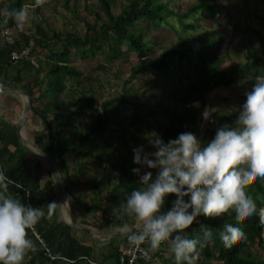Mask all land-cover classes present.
<instances>
[{"label":"trees","instance_id":"trees-1","mask_svg":"<svg viewBox=\"0 0 264 264\" xmlns=\"http://www.w3.org/2000/svg\"><path fill=\"white\" fill-rule=\"evenodd\" d=\"M35 3L36 12H40L41 0H4L8 11ZM82 9L92 18L87 20L78 15L77 7L72 9L73 15L84 26L83 35L75 31L61 33L56 31L48 22L34 24V32L29 34L17 33L16 42L8 45L0 40V86L11 89H21L30 97V113L43 124L45 136L35 140L45 153L57 165L65 182L66 190L71 198V209L80 213H99L100 223L110 229L122 221L112 215V207L119 205L124 199L125 192H131L139 186L138 176L132 172L138 167L129 162L132 144L137 134L142 139L146 132L155 130L165 141L175 138L179 133L192 131L196 135L202 124L206 105V93L220 86H228L249 80L264 68V34L257 28L248 26L241 28L237 24H228L236 34L246 35L257 42L260 54L247 48L244 54L245 62L233 67L231 58L221 55L216 49L224 37H197L194 42L182 38L177 48L163 50L155 57L145 39L147 26L157 28L168 25L166 17H175L180 28L185 31L194 30L193 25L185 21L191 13L198 11L204 19L215 25L220 24L218 14L220 6L212 0H200L185 13L178 14L169 8L162 0H128L126 6L118 14L113 12L115 0H94L97 10L90 9L88 0H80ZM264 5V0H260ZM2 5V4H0ZM62 5L68 8V0ZM5 15L0 8V31L4 28H15V20L8 19L3 23ZM264 20V18H263ZM18 41H24L29 48V57L12 61L11 53L18 50ZM124 45V46H123ZM125 47V48H123ZM45 53L42 59L40 53ZM76 52L85 59L102 52L110 64L124 55H135L136 62L131 66L124 85L132 83L139 76L146 79L153 74L168 71L176 62L185 60L191 68L192 77L185 78L186 85L182 94L176 100L177 107L171 105L162 107L159 113L141 105L134 104L132 121L129 124L134 132L128 135V127L121 123L119 116L109 111V107L117 102L107 98L95 103L91 99V89L84 87L88 79L83 73L72 66L70 56ZM234 52H237L234 49ZM176 58V60H175ZM37 67H35V65ZM102 69H109L102 64ZM254 81V80H251ZM69 85L68 101L62 96ZM12 99V97H9ZM224 100H226L224 98ZM199 101L200 106L194 107L193 102ZM213 108V105L212 107ZM84 110L89 112V120L85 124L74 125V121L83 116ZM238 115L228 111L215 110L209 118L204 135V142L214 138L216 130L225 124H235ZM145 118V119H144ZM165 120V123L162 122ZM116 125V129L113 126ZM73 128L70 131V128ZM16 123L0 121V161L2 170L14 182L21 184L28 191V200L23 193L17 196L24 202L44 208V216L34 229L28 230L29 237L35 242V250L26 254L23 264H116L123 249L129 245L126 235L118 233L115 241H107L97 245L89 239H80L75 230L63 224L49 212L47 205L55 201L53 175L48 169V181L42 187L38 169L42 164L34 163L28 157L29 149L22 145L16 133ZM100 142L101 147L98 146ZM121 142L125 147L123 154L119 153L114 144ZM98 151L101 155L94 154ZM93 159L100 164H106L112 171L117 172V178L106 185L102 179H88L85 183L72 181V172L80 170L84 159ZM74 167V168H72ZM155 173V170H153ZM53 178V179H52ZM264 177H257L247 185L248 191L256 200L258 206L264 207ZM55 181V180H54ZM57 185V184H56ZM58 186V185H57ZM78 187L90 188L93 194L89 203H82L85 194L76 193ZM59 191L61 192L59 186ZM11 194L16 188L9 186ZM21 192V191H20ZM174 195L165 201V208L171 207ZM234 212L226 213L220 218V225L214 218L199 217V220L213 227L216 231L224 220L234 221ZM246 233V239L233 242L231 247H225L218 235L214 243L208 244L201 250L202 264H264V225L260 223L259 215H254L238 221ZM34 230L44 240L55 260L44 254ZM189 234L199 231V224L194 223L186 230ZM84 235H90L84 233ZM165 242L156 251H150L152 258H158L163 264H177L174 256H165ZM147 247V245H143ZM165 256V257H164Z\"/></svg>","mask_w":264,"mask_h":264},{"label":"clouds","instance_id":"clouds-1","mask_svg":"<svg viewBox=\"0 0 264 264\" xmlns=\"http://www.w3.org/2000/svg\"><path fill=\"white\" fill-rule=\"evenodd\" d=\"M28 10L20 7L5 14L23 30ZM235 124H225L216 130L214 138L204 142L192 131H184L168 141L155 130L145 133V144L133 148L134 167L139 186L125 192L112 215L122 223L115 231L125 234L134 247L156 251L168 242L177 264H196L201 250L214 243L217 235L225 247L246 239L238 222L259 215L264 225V207L258 206L247 189L250 181L264 177V68L255 76ZM194 107L200 102L194 101ZM215 109L205 108L209 119ZM152 150H148V149ZM155 170V174L153 172ZM10 177L0 170V264H23L26 254L35 250L28 230L39 223L44 208L24 202L9 191ZM174 195L171 207L165 201ZM59 205H47L49 212ZM234 212V221L224 220L213 227L199 217L220 218ZM194 223L199 231L186 230Z\"/></svg>","mask_w":264,"mask_h":264},{"label":"rangeland","instance_id":"rangeland-1","mask_svg":"<svg viewBox=\"0 0 264 264\" xmlns=\"http://www.w3.org/2000/svg\"><path fill=\"white\" fill-rule=\"evenodd\" d=\"M4 0H0V8L2 14L5 15L8 11L6 3ZM65 0H41L39 1L40 12H36L35 3L38 5V1L32 2L29 5L24 6L28 10V20L23 28L20 30L16 26L12 29L13 34L18 37L17 33H26L29 34L34 32V24L38 22H48L50 23L56 31L61 33H66L68 31H75L79 35H83L84 26L82 22L77 19L72 9L77 7L78 15L87 20H91L92 16L82 9L80 0H68V8L65 9L62 3ZM164 3L169 4V8L178 14L185 13L188 9L193 7L200 0H162ZM215 4L220 6V12L218 14L220 24L215 25L211 23L208 19H204L202 14L198 11L191 13V17L184 19L189 21L193 25L194 30L185 31L180 28V25L177 23L175 17H166L168 25H160L157 28L147 26V31L145 33V39L149 42V49L151 53L158 57L160 53L165 49L177 48L181 43V39L185 38L188 42H194L196 38L211 37V38H220L224 37L221 41V44L216 49L221 55H227L231 58V64L233 67L241 66L245 62L244 54L246 49L249 48L256 53H261L258 43L254 41L249 36L238 35L235 30L228 24H237L242 29L248 26L259 29L264 34V5L260 0H212ZM128 0H115L113 4L114 14L120 13V11L126 6ZM88 5L90 9L97 10L94 0H88ZM46 24V23H45ZM0 40L2 38L0 37ZM124 46V45H123ZM125 48V47H123ZM234 49L237 52H234ZM40 57L44 59L45 53L41 52ZM264 58V56H263ZM71 64L77 70L81 71L88 79L87 84L84 86L91 89V99L95 102H101L107 98L116 99L117 102L113 103L109 107V111L116 113L121 119V123L128 127V135L134 132V129L130 127L132 121V112L134 111V104L141 105L143 108H149L156 113L160 112L162 107H167L171 105L173 108L177 107L176 100L182 94L184 90V85H186L185 78L187 76L192 77L190 65L185 60H182L180 63H175L168 71L162 72L160 74H153L147 79L144 76H139L132 83L124 85L125 79L128 77V73L131 69V66L136 62L135 55H124L121 59H116L110 64L108 63L107 57L102 52L96 53L94 56L86 57L81 59L76 52H72L70 56ZM176 60V58H175ZM102 64L108 65L109 69L104 70L100 66ZM241 83V82H240ZM254 81H247L242 84L233 83L228 86H236L237 88L228 89V88H218L216 89L210 97L211 107L219 111H228L235 115H239V110L241 109L243 103L246 100V91L250 90ZM7 88V87H4ZM11 89V88H9ZM69 85H67V91L62 96L63 100L68 101L69 95ZM20 104H16L15 110L11 112L14 116L21 117L24 107V97L17 96ZM16 98V99H17ZM224 98L226 100H224ZM206 106V105H205ZM205 110V109H204ZM36 117L30 112L28 113L27 119L23 125L25 129L32 125V118ZM204 116L202 117V119ZM19 119V118H18ZM145 119V118H144ZM89 120V112L84 110L83 116L74 121V125L85 124ZM41 122V121H40ZM162 122L165 123V120L162 119ZM43 127V124L41 122ZM201 127V126H200ZM116 129V125L113 126ZM70 131L73 130L71 127ZM28 134V133H27ZM29 135H32L30 132ZM45 134L43 131L41 133H35L29 139L30 141L38 140L43 138ZM26 137V136H25ZM35 138V139H34ZM28 139V138H27ZM140 144H145L147 147V141L140 139L136 134L132 144L133 148L137 147ZM98 146L101 147L100 142ZM114 147L118 150L119 153L123 154L125 152V147L121 142L114 144ZM152 150V149H148ZM94 154L101 155L98 151H94ZM28 157L31 162L34 163L32 169L36 170V163L42 164L41 169H38V174L41 177L42 187L44 183L48 181V165L32 150L29 149ZM129 162L134 161V153L129 155ZM36 168V169H35ZM74 168V167H72ZM155 174V173H154ZM117 172L112 171L108 165L105 163L100 164L98 161L87 158L82 161L80 170L73 171L70 178L72 181H79L81 184L85 183L88 179H93L98 181L102 179L103 182L108 185L112 183L117 178ZM54 178V177H53ZM52 178V179H53ZM53 179L54 191H55V202L58 203L61 192L58 189V184L56 180ZM264 183V179H263ZM57 184V185H56ZM90 188L78 187L74 190L76 193L85 194L86 197H82V203H89L92 200L93 194H91ZM67 201V200H65ZM63 201L61 204V213L63 211L64 216L67 218L69 216V211L73 215L74 220L80 225L92 229L93 231H101L110 229L107 226H104L100 223V214L91 212V213H80L77 209H71V198L68 197V206L66 202ZM69 207V208H68ZM51 214L55 216L58 220L60 219L59 214L57 213V208L51 210ZM221 218V217H220ZM220 218H214L216 223L220 225ZM80 239H89L97 245L106 243L107 241H115L118 238L117 234H91L84 235L80 231L74 233ZM124 236V234H122ZM165 256L170 258L174 256L170 251V244H166ZM164 256V257H165ZM202 255L198 257L196 264H202L203 262ZM149 264H163L162 260L158 258H152Z\"/></svg>","mask_w":264,"mask_h":264},{"label":"water","instance_id":"water-1","mask_svg":"<svg viewBox=\"0 0 264 264\" xmlns=\"http://www.w3.org/2000/svg\"><path fill=\"white\" fill-rule=\"evenodd\" d=\"M247 81H251V80H244V81H242L241 83H238V84L240 85V84L245 83ZM239 85H236L235 87L234 86L233 87L232 86H220V87H217L215 89H212V90L208 91L206 93V106H205V108L206 107L207 108H211L209 95H211V93H213L216 89H218V88H228V89L230 88V89H233V88H237ZM0 93H5V94H8V95H12L14 97H17V96L24 97L23 112H22L21 117H19V120L16 122L17 137H18L19 141L22 143V145H24L28 149L32 150L33 152H35L46 163V165H48V168L50 169L54 179L56 180V183L58 184V186H59V188L61 190V197H60V199H59V201L57 203L59 205L57 207V213L59 214V217H60L59 221H61L65 225L69 226L73 230L84 232V233H91V234H118L119 232H116L114 229L93 231L92 229L84 227V226L80 225L79 223H77L74 220L73 215L70 213V211H69V216L67 218H63L62 217V215L60 214L61 204H62V202L64 200H67L65 202H66V206H68V197H69V194H68V192L66 190V187H65L64 179H63V177H62L57 165L52 160V158L47 153H45L37 144H35L34 141H30L29 139H27L24 136L23 132H22L23 125H24V123H25V121L27 119L28 113L30 112V104H31L30 97L25 91H23L21 89H9V88L0 87ZM208 122H209V119L203 118L201 127L199 129L198 134H197L198 138H200L201 141L204 140V135H205V132H206V129H207V126H208Z\"/></svg>","mask_w":264,"mask_h":264},{"label":"built area","instance_id":"built-area-1","mask_svg":"<svg viewBox=\"0 0 264 264\" xmlns=\"http://www.w3.org/2000/svg\"><path fill=\"white\" fill-rule=\"evenodd\" d=\"M0 37L4 40L8 45H13L16 42L13 31L11 28H4L0 31ZM29 48L24 43V41H18V50H15L11 53L12 61L16 62L21 59H27L29 57ZM37 67L36 64H34ZM0 170H2V164L0 161ZM13 181V180H11ZM16 188L17 192H15V196H18L19 193H23L26 196V201L28 200V191L21 185L16 182H12L9 184ZM21 191V192H20ZM34 227L31 229L33 230ZM35 237L39 240L41 247L44 249V254L51 260H55L56 257H53L50 250L45 245L44 240L39 236V234L34 230ZM146 248L144 246L134 247L132 245H127L122 254L119 257V260L116 264H149L152 260L151 252H145L143 249Z\"/></svg>","mask_w":264,"mask_h":264},{"label":"crops","instance_id":"crops-1","mask_svg":"<svg viewBox=\"0 0 264 264\" xmlns=\"http://www.w3.org/2000/svg\"><path fill=\"white\" fill-rule=\"evenodd\" d=\"M4 88V86H0ZM9 97H12L9 98ZM14 97L12 95H8L5 93H0V121H5V122H10L12 124H15L19 119V117L14 116L13 113L16 112H11L15 110L16 104H20L18 101V98ZM11 110V111H10ZM32 125L27 129L23 127L22 132L26 138L31 139L33 134L35 133H41L44 129V126L42 127L40 120L37 117H33L32 119ZM30 132H32V135H29ZM28 133V134H27ZM35 139V138H34Z\"/></svg>","mask_w":264,"mask_h":264},{"label":"bare ground","instance_id":"bare-ground-1","mask_svg":"<svg viewBox=\"0 0 264 264\" xmlns=\"http://www.w3.org/2000/svg\"><path fill=\"white\" fill-rule=\"evenodd\" d=\"M64 201H65V200H64ZM60 211H61V208H60ZM60 214L62 215L63 218H66V217L64 216V214H63V211H62V213L60 212Z\"/></svg>","mask_w":264,"mask_h":264}]
</instances>
